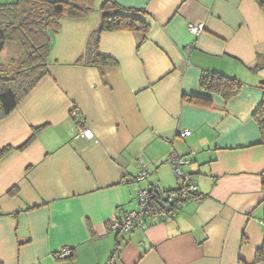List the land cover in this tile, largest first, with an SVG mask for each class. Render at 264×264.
I'll list each match as a JSON object with an SVG mask.
<instances>
[{
    "label": "crops",
    "instance_id": "obj_1",
    "mask_svg": "<svg viewBox=\"0 0 264 264\" xmlns=\"http://www.w3.org/2000/svg\"><path fill=\"white\" fill-rule=\"evenodd\" d=\"M116 1L153 15L146 39L102 32L98 50L117 60L102 73L77 60L100 14L64 18L48 73L0 119V264H264L254 261L264 240V144L252 118L264 9L257 0ZM196 22L204 29L193 35L187 24ZM204 70L238 77L240 92L224 100L203 91ZM171 152L189 161L183 170L202 199L116 237L109 224L138 209L141 188L183 184ZM64 247L70 259L56 255Z\"/></svg>",
    "mask_w": 264,
    "mask_h": 264
},
{
    "label": "trees",
    "instance_id": "obj_2",
    "mask_svg": "<svg viewBox=\"0 0 264 264\" xmlns=\"http://www.w3.org/2000/svg\"><path fill=\"white\" fill-rule=\"evenodd\" d=\"M257 2L264 9V0H257ZM95 5L96 0L0 1V51L5 45L13 49L7 61L0 63V119L10 113L48 73L51 32L56 33L60 30V22L64 18L81 19L88 16ZM99 8L102 11L101 25L89 36L83 58L80 57L77 60L98 67L102 72L103 67L117 65V60L98 50L100 34L106 31L125 30L137 33L140 36L139 41H143L146 39L154 17L146 8L123 6L116 0H101ZM262 67H264V52L256 54L252 70L257 71ZM199 87L203 91L216 93L227 100L240 92L242 81L238 77L219 71L204 70L199 77ZM258 87L261 90V99L252 113V118L258 125L260 143L264 144V80L258 83ZM192 98L195 101L208 102L200 96L193 95ZM33 135L34 133L17 148L25 147ZM145 176L146 171L144 176L141 178L138 176L137 180ZM262 183L264 185V176ZM180 188L182 185L166 192H174ZM9 192L16 194V189L11 188ZM157 192L161 194V191ZM115 234L118 237L119 233L115 232ZM68 248L70 250L66 256H57L61 259H70L73 256V248ZM254 261H264V240L255 251Z\"/></svg>",
    "mask_w": 264,
    "mask_h": 264
},
{
    "label": "built area",
    "instance_id": "obj_3",
    "mask_svg": "<svg viewBox=\"0 0 264 264\" xmlns=\"http://www.w3.org/2000/svg\"><path fill=\"white\" fill-rule=\"evenodd\" d=\"M204 29L203 22L187 24V30L193 35L199 34ZM83 128L78 127V134L83 132ZM190 131L184 129L178 133L180 137L188 135ZM177 179L182 181V188L174 192H158L151 189H140L138 191V209L129 210L112 220L109 229L120 233L129 232L138 226H145L146 222L154 224L157 220L174 218L180 207L185 201L199 202L202 195L197 191V185L190 180L189 175L183 170V166L189 161L175 152H171L166 157ZM145 171L139 173V178L144 176ZM68 247L61 248L56 255L59 257L66 256L69 252ZM113 251H117L114 248ZM108 261L105 264H110Z\"/></svg>",
    "mask_w": 264,
    "mask_h": 264
},
{
    "label": "rangeland",
    "instance_id": "obj_4",
    "mask_svg": "<svg viewBox=\"0 0 264 264\" xmlns=\"http://www.w3.org/2000/svg\"><path fill=\"white\" fill-rule=\"evenodd\" d=\"M0 1H7V2H9V1H13V0H0ZM100 1L101 0H96V5H95V8H94V10L87 16V17H90V18H92V19H90L92 22H94V20H95V16H97L96 14H100V21H98V23H99V25H98V27L101 25V15H102V11L100 10V8H99V5H100ZM83 19V18H82ZM63 20V19H62ZM62 20H61V22H60V24L62 25ZM97 27V28H98ZM96 28V29H97ZM54 32H51V36L52 37H54ZM52 37H51V42H50V50H51V45H52ZM12 52H13V49H12V47L11 46H9V45H5V47L1 50V52H0V63H4V62H6L7 61V59H8V57H10L11 55H12ZM50 57V56H49ZM6 64V63H5ZM185 166V165H184ZM187 166V165H186ZM185 166V167H186ZM174 180L176 181V179H175V176H174ZM177 180H179V179H177ZM180 181V180H179ZM180 183H181V181H180ZM180 186V185H179Z\"/></svg>",
    "mask_w": 264,
    "mask_h": 264
},
{
    "label": "clouds",
    "instance_id": "obj_5",
    "mask_svg": "<svg viewBox=\"0 0 264 264\" xmlns=\"http://www.w3.org/2000/svg\"><path fill=\"white\" fill-rule=\"evenodd\" d=\"M84 129V128H83ZM188 174V173H187ZM189 175V177H190V174H188ZM198 191V190H197ZM199 193V192H198ZM201 194V193H200ZM121 234V233H120Z\"/></svg>",
    "mask_w": 264,
    "mask_h": 264
}]
</instances>
